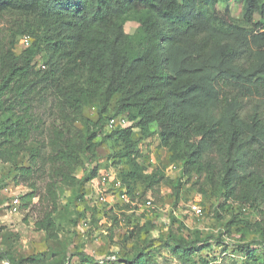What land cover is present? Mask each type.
I'll list each match as a JSON object with an SVG mask.
<instances>
[{"label":"trees","instance_id":"16d2710c","mask_svg":"<svg viewBox=\"0 0 264 264\" xmlns=\"http://www.w3.org/2000/svg\"><path fill=\"white\" fill-rule=\"evenodd\" d=\"M233 1L0 0V18L12 19L14 28L0 38V159L14 162L38 135L33 112L38 100H56L63 119L64 127L52 129L47 148L42 143L35 149L30 166L20 167L14 182L17 187L20 179L48 172L36 230L49 240L60 239L54 218L58 184L77 189L92 184L103 142L117 165H124L113 176L132 201L155 192L167 181L166 173L139 147L150 152L154 135L180 171L171 181L176 194L183 180L206 176V185H218L222 208L264 206V0H240L241 17L232 15ZM128 22L136 26L134 35L127 32ZM18 37L30 41L25 45L22 40L19 55ZM40 55L44 59L36 68ZM253 97L262 101L244 115L245 102ZM85 110L96 120L83 117ZM118 116L127 117L129 127L110 130V119ZM78 119L84 131L73 129ZM85 157L89 165L83 170ZM28 186L20 211L38 195L35 184ZM106 186L113 190L101 184ZM86 197L82 190L77 199L84 204ZM10 199H2L0 206ZM178 201L179 196L174 204ZM83 219L80 230L88 221ZM171 224L176 233L171 228L163 243L183 262L225 264L227 250H220L226 242L220 235L199 230L194 237L183 221ZM251 226L262 225L255 221ZM239 247L235 264H264V240ZM73 256L86 260L81 252ZM146 256L139 253L130 264H148Z\"/></svg>","mask_w":264,"mask_h":264},{"label":"rangeland","instance_id":"374dc122","mask_svg":"<svg viewBox=\"0 0 264 264\" xmlns=\"http://www.w3.org/2000/svg\"><path fill=\"white\" fill-rule=\"evenodd\" d=\"M230 8L234 17H241L240 0L231 2ZM126 29L130 35H134L136 26L128 22ZM12 30H14L12 19L1 17L0 38L10 35ZM22 40L23 37H18V44L15 48L17 55L24 49ZM43 59V55L36 59V68L40 66ZM260 101H262L260 97L247 99L243 114L247 115L257 110L256 106L260 104ZM261 105L263 107L260 108V113L264 118V105L263 103ZM60 110L58 102L53 98L38 100L33 107L34 116L39 125L38 135L24 146L14 162L6 163L0 159V201L10 197L12 193H29L31 191L29 183L35 184L38 189V195L32 203L21 209L19 213L12 214L6 204L0 206V264L1 262L10 264H130L135 255L143 252L147 255L148 264H194V261L190 259L186 260V263L183 262L178 254L163 243L171 228L176 230V225L171 226L173 219L183 221L184 225L191 229V235L194 237L199 230V233L202 231L205 236L220 235V239L226 242L227 249L222 250L221 248L220 250H227V254L223 257L225 264H235L234 261L239 259L236 254L239 246L264 240V206L255 209L246 207L245 210L239 209L237 205H235L236 210H231L229 205L222 208L221 204L224 199L220 195L219 187L217 184L206 185V176L183 180L181 191L179 195L176 194L171 181L180 176V171L172 169L170 153L167 148L160 145L158 135L150 137V152H147L142 145L139 147L143 157L166 173L165 183L155 192H149L144 197L133 199V201L131 199V203L112 194L107 190V186L96 193L93 185H100L99 177L111 174V172L112 175H120L124 169V165H117L118 160L113 158L111 148L103 142L97 162L98 177L92 184L85 185L82 189L58 184L59 201L54 218L59 227L60 239L49 240L45 232L38 231L35 227V222L43 215V204L40 202V197L47 191V184L50 181L48 172L45 170L44 174L33 176L28 180L20 179L22 184L17 187L14 182L18 177L20 167L30 166L32 153L36 154L35 149L42 143H45V149L47 148L52 129L64 127ZM83 117L92 121L97 118L88 110L84 111ZM73 129L85 130L81 119L74 122ZM140 135V132H137L136 139H139ZM100 141H103V138L97 140V142ZM88 163L89 159L85 157L83 170L86 165L88 167ZM81 172L79 169L78 174H82ZM82 190L87 193L84 204L77 199ZM177 196H179V201L175 205ZM103 198H106L107 202L103 201ZM148 198L153 200L154 209L142 211L139 205H143ZM194 204L199 205L205 213L198 216L191 212L190 206ZM80 213L84 216L80 217ZM84 217L89 221L90 227L80 230L78 227ZM76 219L79 221L78 226L74 223ZM255 221L260 222L262 226L252 227ZM149 223L155 228H152ZM146 224L148 225L145 226ZM74 244L76 249H74ZM79 252L86 255L85 261L78 256H73L74 253ZM108 257H114V259L108 261Z\"/></svg>","mask_w":264,"mask_h":264},{"label":"built area","instance_id":"2783aa9c","mask_svg":"<svg viewBox=\"0 0 264 264\" xmlns=\"http://www.w3.org/2000/svg\"><path fill=\"white\" fill-rule=\"evenodd\" d=\"M29 42H30L29 38H25L23 40V43L25 45H29ZM129 125H130V121L127 117L118 116L116 118L110 119V121L108 123V128L110 130H112V129H115L116 127L126 128V127H129ZM172 169H177V168L175 166H173ZM100 182H101L100 185L99 184L97 186L93 185L96 193H99L102 190L103 187H101V184L102 185L110 184V185H113L112 186L113 190L111 191L112 194L118 195L122 200H124L128 203H131V199L127 195V192H126V187L123 186L122 182L120 180L116 179L115 176L109 175V174L103 175L101 177ZM21 195H22L21 192L12 193L10 196L11 197L10 201L6 203L7 208L11 211L12 214L20 212ZM103 201L107 202L106 198H103ZM139 206L142 208V211L154 209V204H153V201L151 199H147L143 203V205H139ZM190 211L193 212L194 214L198 215V216L203 215V209L197 204L190 206ZM174 214H176V213L174 212ZM88 227H89V221L83 222V228L86 229ZM113 259H114V257H108V260H113ZM218 263L219 262H215L213 264H218ZM4 264H9V263L5 262Z\"/></svg>","mask_w":264,"mask_h":264}]
</instances>
